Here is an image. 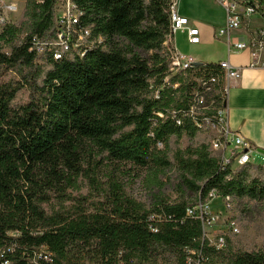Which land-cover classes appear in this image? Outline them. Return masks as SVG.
<instances>
[{"label":"trees","instance_id":"obj_1","mask_svg":"<svg viewBox=\"0 0 264 264\" xmlns=\"http://www.w3.org/2000/svg\"><path fill=\"white\" fill-rule=\"evenodd\" d=\"M76 1L80 26L103 37L83 55L32 49L34 37L55 39L57 0H25L20 21L0 28V264H186V248L204 264H264V252L233 233L216 248L186 215L211 190L264 204V167L221 169L210 135L188 113L195 77L219 75L220 88L219 64L169 71L170 0ZM22 89L27 100L14 106ZM172 137L188 144L172 148ZM111 165L172 171L181 195L144 205L106 173ZM80 178L94 195L71 194ZM54 200L60 207L48 210Z\"/></svg>","mask_w":264,"mask_h":264},{"label":"built area","instance_id":"obj_2","mask_svg":"<svg viewBox=\"0 0 264 264\" xmlns=\"http://www.w3.org/2000/svg\"><path fill=\"white\" fill-rule=\"evenodd\" d=\"M36 1L38 3L43 2V0ZM216 1L224 8L226 16L225 24L217 30L216 36L224 37L228 45L236 50L252 47L264 49V5L256 0L253 2L250 0L249 4L242 3L244 0ZM1 8L8 13L16 12L18 9L15 3H5V0H0V9ZM169 11L171 34L168 37L176 30H183L186 28L188 41L190 43H198V30L196 28L185 27L187 25V19L178 14L176 0H170ZM253 14L259 15L263 20L262 24L254 31V36L248 41H233L232 32L242 26L241 17H249ZM81 15L82 10L78 7L76 0H57L54 6L56 27L55 39L50 43L44 44L34 37L32 49H34L37 54H40L47 48L52 51L54 59H61L70 49H79V54L83 55L86 47L102 44V36L98 35L94 38H90V29L80 26ZM1 22H4V20L1 19ZM170 53L171 60L169 71L172 74L193 65L192 62L194 60L192 57L178 53L173 48L170 50ZM252 56H255L254 51L252 52ZM256 63L257 62L253 60L250 65L255 66ZM218 64L222 71V84L220 88L216 91L214 89V85L219 80V75L212 74L207 78L195 77L194 80L197 87L191 91L188 113L192 116L194 123L210 135V147L212 151L220 157V168L225 169L229 166L231 171H234L245 164H254L251 157L254 149L246 138L229 127L226 120V103L219 104V101L216 102L213 98V94L220 93V101L223 102L224 99L226 101L227 84L225 80L230 77L238 76V68L232 66L228 61L223 60ZM177 123H180V121L177 120ZM158 145H160V143ZM261 160L262 162L259 164L264 167V155L261 156ZM215 198H219L223 202L226 210H231L233 207L229 196L221 197L216 191L211 190L208 194L207 201L202 202L198 199L195 205L186 208L187 216L197 218L201 221L204 237H206V229L214 224V220L217 217L209 210L208 206V203ZM228 226L233 232H238L236 219L231 218ZM206 239L216 248H220L224 243V234H220L214 242H212L213 240H209L208 237H206ZM8 249L11 250L10 248ZM3 252L4 249L0 248V256L3 255ZM185 253L186 264H204V259L200 252L191 248H186Z\"/></svg>","mask_w":264,"mask_h":264},{"label":"crops","instance_id":"obj_3","mask_svg":"<svg viewBox=\"0 0 264 264\" xmlns=\"http://www.w3.org/2000/svg\"><path fill=\"white\" fill-rule=\"evenodd\" d=\"M177 12L187 19L188 28L198 30V43H190L187 39V29L176 30L165 41L171 44L176 52L190 56L194 61L219 63L228 61L238 68V76L225 80L226 90V120L229 127L246 138L254 151L264 155V49L259 47L236 50L229 46L224 37L216 36L219 28L226 21L224 8L216 0H176ZM242 26L232 32L233 41H248L254 36V31L263 20L257 14L241 17ZM183 39L188 44L211 45L214 55L207 61L196 59L179 47L177 39ZM180 49V50H179ZM255 56H252V52ZM255 66H251L252 61Z\"/></svg>","mask_w":264,"mask_h":264},{"label":"rangeland","instance_id":"obj_4","mask_svg":"<svg viewBox=\"0 0 264 264\" xmlns=\"http://www.w3.org/2000/svg\"><path fill=\"white\" fill-rule=\"evenodd\" d=\"M13 2L17 6V11L8 13L3 8L0 9V28L4 23H18L21 19V13L24 8L25 0H5V3ZM1 19L4 22H1ZM177 44L196 59L207 61L214 55V50L211 45L188 44L183 39L178 38ZM170 45V46H169ZM172 49L171 44H167ZM180 50V49H179ZM14 75L10 74L4 77V79L13 78ZM28 92L26 89H22L16 93L15 98L12 101L14 106L27 100ZM172 148L181 147L184 148L188 144V140L184 137L176 139L172 137L170 140ZM253 165H257L262 162L259 152L254 151L251 154ZM238 169V168H237ZM106 173L113 175V179L121 185L123 191L129 196L142 202L144 205H149L155 196H164L171 199H175L181 195L178 189V181L174 172L169 171L167 175L161 174L159 177H155L149 171L142 169H133L129 166H123L118 169L116 166H109ZM103 173V174H106ZM258 175H264V169L257 171ZM168 177V178H167ZM101 179L105 181L103 175ZM72 195L89 194L94 195L95 192L89 181L86 178L79 179V189L72 191ZM185 194L184 196H186ZM58 201L54 200L46 208L57 209L60 207ZM209 210L217 216L214 220V224L207 228L205 231L206 237L209 240L215 241L220 234L233 233V239L239 242L248 249L261 250L264 252V204L256 203L254 201L240 200L232 201L231 210H226L223 202L219 198L212 199L209 203ZM231 218L236 219L238 224V232H233L229 229V221Z\"/></svg>","mask_w":264,"mask_h":264},{"label":"water","instance_id":"obj_5","mask_svg":"<svg viewBox=\"0 0 264 264\" xmlns=\"http://www.w3.org/2000/svg\"><path fill=\"white\" fill-rule=\"evenodd\" d=\"M201 63H202V62H200V61H193V62H192L193 65H199V64H201Z\"/></svg>","mask_w":264,"mask_h":264},{"label":"bare ground","instance_id":"obj_6","mask_svg":"<svg viewBox=\"0 0 264 264\" xmlns=\"http://www.w3.org/2000/svg\"><path fill=\"white\" fill-rule=\"evenodd\" d=\"M170 46V45H169Z\"/></svg>","mask_w":264,"mask_h":264}]
</instances>
